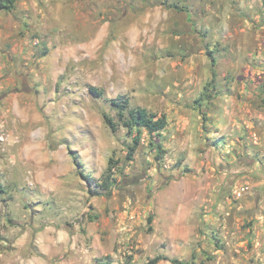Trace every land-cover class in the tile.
<instances>
[{"label": "rangeland", "instance_id": "obj_1", "mask_svg": "<svg viewBox=\"0 0 264 264\" xmlns=\"http://www.w3.org/2000/svg\"><path fill=\"white\" fill-rule=\"evenodd\" d=\"M119 96L168 119L133 162L103 117ZM158 257L264 264V0H17L0 12V264Z\"/></svg>", "mask_w": 264, "mask_h": 264}, {"label": "trees", "instance_id": "obj_2", "mask_svg": "<svg viewBox=\"0 0 264 264\" xmlns=\"http://www.w3.org/2000/svg\"><path fill=\"white\" fill-rule=\"evenodd\" d=\"M17 0H0V12H11L16 7ZM173 8L178 9L177 5H173ZM90 92L97 96L101 97L103 91L96 87H89ZM111 106L117 111V121L115 117H112L108 114H104V121L106 125L111 129L112 132H117V130L121 127L127 131V136L132 139V143L128 145L127 152V161L133 162L134 157L137 153V150L142 142V136L146 133L150 137L159 136L163 133L168 127V119L166 114L157 115L149 112L145 108L141 107H131L130 100L126 96H119L110 100ZM71 156L75 162V165L81 167L78 156L74 154L72 151L70 152ZM116 164V163H114ZM113 172V164L110 163L108 166L106 173L104 175V179L101 187L107 191V195H112V187L115 184V180L112 179L114 176ZM79 176L87 182V184L92 185L94 179L87 175L83 170L79 172ZM149 223H152V218H149ZM163 260L161 257L154 259L151 264H157ZM177 263V261H174ZM104 264V263H99Z\"/></svg>", "mask_w": 264, "mask_h": 264}]
</instances>
